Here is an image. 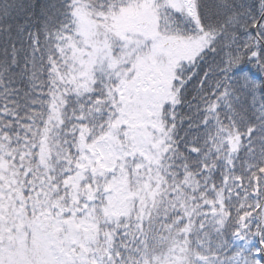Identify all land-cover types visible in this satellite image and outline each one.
<instances>
[{
  "label": "snow or ice",
  "instance_id": "6c2138e0",
  "mask_svg": "<svg viewBox=\"0 0 264 264\" xmlns=\"http://www.w3.org/2000/svg\"><path fill=\"white\" fill-rule=\"evenodd\" d=\"M0 264H264V0H0Z\"/></svg>",
  "mask_w": 264,
  "mask_h": 264
}]
</instances>
